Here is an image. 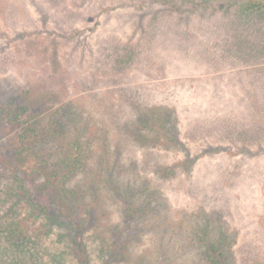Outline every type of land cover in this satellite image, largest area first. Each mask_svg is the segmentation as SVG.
Wrapping results in <instances>:
<instances>
[{"label": "rangeland", "instance_id": "1", "mask_svg": "<svg viewBox=\"0 0 264 264\" xmlns=\"http://www.w3.org/2000/svg\"><path fill=\"white\" fill-rule=\"evenodd\" d=\"M180 1V10L164 8L170 15L161 25L181 32H160L156 42L146 46L149 17L139 16L140 8L155 12L164 0L126 1L128 8L109 13L72 0L57 7L45 0H0V187L16 181L22 124L49 123L59 106L68 105L77 112L76 121L44 148L52 152L50 147H55L56 152L62 147L70 154L75 150L74 127L79 126L88 141L84 159L91 176L116 157L122 160L123 178L148 191L158 189L153 198L157 210L146 218L144 235L138 241L129 239L132 253L138 251L156 264L165 248L170 264H205L190 235L209 217L235 237V264H264V104L258 105L256 95L261 87L264 92V15L226 23L185 8L195 0ZM117 2L107 0L106 5ZM180 35L185 38L181 43ZM110 42L115 45L102 47ZM183 45L193 51L182 50ZM110 50L115 54H107ZM124 55L132 59L120 66L117 60ZM12 104L24 109L11 122L2 110ZM153 110L171 112L175 144L162 142L167 139L159 126H143ZM229 119L245 128L255 124L262 135H227ZM241 127L232 132L242 137ZM138 132L157 138L156 145L138 143ZM22 151L28 171L39 167L47 172L40 152L27 147ZM166 168L169 175L163 173ZM42 180L27 183L33 188ZM34 190L36 201L57 215L61 201L53 199L52 189ZM104 199L88 228L78 232L85 250L72 264L86 256L93 259L91 264H135L134 255L127 262L99 255L101 241L111 236L116 224L124 227L122 236L133 233L130 221L123 219V201L107 195ZM16 208L15 217L28 225L25 231L39 236L42 262L53 264L49 253L62 251L65 243L58 240L57 222L50 227L44 212L23 201ZM157 233L166 235L162 244ZM124 242L114 237L116 246Z\"/></svg>", "mask_w": 264, "mask_h": 264}, {"label": "trees", "instance_id": "2", "mask_svg": "<svg viewBox=\"0 0 264 264\" xmlns=\"http://www.w3.org/2000/svg\"><path fill=\"white\" fill-rule=\"evenodd\" d=\"M45 1L49 5L51 4L50 2H53V6L57 7L59 5L66 6L65 3H68L69 0ZM72 1L79 6L87 3L91 6L92 10L99 8L100 11L102 10L104 13H109L116 7L120 9L128 8L125 2L130 1L134 4L136 0H118L117 3L110 6L106 5L107 0ZM138 1L142 4L144 0ZM164 1H166V4H164L163 8L155 9V12H151L152 8L150 9L144 5L141 8V4L137 6L140 8L139 16L149 17L147 21V33L149 35L146 46H150L151 42H156L157 36L163 34L161 33L158 35L160 32H165L167 30L181 32L180 29L174 30L175 28L171 29L168 25H161L165 20L164 17L170 15V13L167 14L168 10H164V8L172 7L176 10H180L179 7L182 5L179 4L180 0ZM130 5L133 6L132 4ZM185 8L191 12L198 11L199 13H203V16L210 14L207 15L208 18L215 19V21L221 20L226 23H235L237 19H253L264 15V0H195L191 2V7L186 6ZM131 13L135 12L133 11ZM221 28L227 30L230 27L222 26ZM178 38L182 39L180 43L185 40L183 35H180ZM186 41H189L188 38ZM113 45L115 44L110 42L102 45V47L106 48L107 46ZM184 48L186 52L190 50L193 51V49H190L191 47H185V45H183L181 49L184 50ZM107 54H115V52L110 50ZM131 59L130 56L124 55L118 58L117 62L122 64L120 66H124V64L127 65L126 62L129 60L131 61ZM257 85L260 84L257 83ZM257 93L258 105L262 106L264 104V99L261 98L264 94L262 87ZM132 107H134L133 104L130 106V110ZM23 109L24 108L19 109L12 104L7 105L2 111L6 119L12 122L18 120L19 114H21ZM77 116V112L72 110L68 105H63L59 106L52 114L49 123L33 120L32 122H25L22 124L20 150L17 153V159L19 158L21 161L20 165L14 166L16 181L11 184L4 183L3 187H0V264H44L40 258L41 244L39 243V236L25 231L29 230L28 225L24 227L26 221L23 225L15 217V214L18 212L16 206L20 201H23V205H26L28 208L40 209L41 212H44L50 227L52 226L51 223L57 222L59 228L57 232L58 240L65 243L62 251L56 249L49 253L51 263L72 264L73 259H78L81 252L85 250V244L78 232L83 233V230L88 228V224L91 221L90 218L93 216V212L96 211L95 207H100L101 201L102 204L105 202V195L123 201V219L130 221L128 228L132 230L133 233L131 235L127 234L122 236L125 233L124 227H119L116 224L112 230L110 229L112 233L111 236H107L101 241L102 247H100L99 255L101 257L110 256L112 258H120L122 261L126 262L130 255H134L136 257L135 264H151L144 259L143 255L138 254V251L135 253L131 252L132 245L129 247V239L138 241L144 235V226L149 224L146 218H149V216L157 210L154 206L153 198L158 192V189L153 188L148 191V187H143V189L133 183V181L123 178L120 171L122 166L118 163L120 162L122 165V160L118 161L116 157L114 161L106 162L103 169L100 170V173L91 176V166L88 167V162L84 159V157L87 156L86 150L88 145V141L83 138L85 136L83 131L84 127H81V131H83L82 134L80 133L79 126L74 127L76 132L74 141L75 150L70 152V154L62 147L57 148L56 152L54 151L55 147H50L52 152L49 148H44L45 145L53 144L55 138L60 133H65L69 124H73L74 121H76ZM170 119L171 112L169 110L159 113L155 110H153L152 113L148 111L143 126L148 125L152 130H155V128L159 126L161 128L162 138L167 139L162 142L175 144V142L178 141V137L175 135V132L172 131L173 126L170 124ZM225 124L228 133L231 132V134L226 133L227 135H234L243 139L248 138V136L254 137L256 134L262 135L261 129L257 130L255 124H253L252 127L246 125L245 128L244 125L241 127L240 121L234 119L227 120ZM234 127L237 129L241 127L244 132L242 137L240 133L232 132ZM243 128L245 130H243ZM126 129L130 131L134 130L133 126H128ZM149 138L154 141H147L150 140ZM28 139H31V141L29 142ZM135 139L138 143L148 147H150L149 144L155 146L156 140L158 141L157 138L149 137L139 132L136 133ZM126 145L127 143H125V141L121 144L120 148L122 152L120 157H124ZM26 147L29 150L34 149V151L40 152V156H42V160H44V166H48L47 172L41 171L39 167H32L29 169L30 171L24 167L23 161L26 158V154L22 149ZM70 149H72V146ZM126 156L127 155H125V157ZM48 160L50 161L49 164L46 163ZM168 169L166 168L163 173L169 175ZM86 174H89L87 178L84 177ZM1 178L2 174H0V180ZM37 178H42L43 180L38 182L33 187L34 189L39 188L40 190L38 191L42 193V191L51 188L53 199H59L61 201V206L57 210L58 216L51 213L46 203L40 205L36 201L35 190L30 188L27 180L28 182L31 181V183H36ZM97 178H100L98 182L95 180ZM158 206H161V204H158ZM64 207L66 208V213L62 211ZM79 209L80 211L78 213ZM201 225V227L197 226L191 230L190 238L198 244L199 253L205 264H235L233 251L235 237L228 233L227 228L222 225H215L209 217L205 218ZM165 236V233H157L155 238L158 239L159 244H162V240ZM114 237H120L125 242L116 246ZM168 254L165 248H161L159 258L155 261L156 264H170L171 257ZM92 262L93 259H91L90 256H86L81 260L80 264H91ZM171 262L174 263V259H172Z\"/></svg>", "mask_w": 264, "mask_h": 264}]
</instances>
